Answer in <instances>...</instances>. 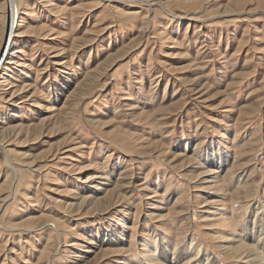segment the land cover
I'll use <instances>...</instances> for the list:
<instances>
[{
  "label": "rangeland",
  "instance_id": "rangeland-1",
  "mask_svg": "<svg viewBox=\"0 0 264 264\" xmlns=\"http://www.w3.org/2000/svg\"><path fill=\"white\" fill-rule=\"evenodd\" d=\"M14 1L0 264H240L264 225V0Z\"/></svg>",
  "mask_w": 264,
  "mask_h": 264
},
{
  "label": "bare ground",
  "instance_id": "bare-ground-1",
  "mask_svg": "<svg viewBox=\"0 0 264 264\" xmlns=\"http://www.w3.org/2000/svg\"><path fill=\"white\" fill-rule=\"evenodd\" d=\"M14 2H15L14 0H9V3H10L8 5L9 11H8L7 22H6L7 24L5 26L6 27V40L7 39L8 40L5 46L3 47V49L0 51V70L5 68L4 65L13 63L15 54L21 53L20 49L13 47L15 46L14 45L15 41H13V38L15 36V26H17L16 25L17 9L15 7ZM23 66L27 67L26 64ZM6 81L4 80L3 82L4 86H6L4 91L8 93V95L11 98L14 96L15 92H17L19 88L15 84L14 85L11 84V82L6 83ZM10 89H13V90L8 92V90ZM234 238L232 239H234L233 242L236 245L233 247H230V246L229 247L231 250H234L235 252H237V254L240 253L239 254L241 256L240 264H264V225L261 224L260 220H258L257 222L255 221L252 224L251 232L250 230H248V233L242 232L237 238L236 237ZM161 251L162 252L160 253V255L162 256V259L164 260V262H159V263L179 264V260L181 256L179 255L174 256V252H173L172 258L169 259L166 252H164L165 250L162 249ZM77 257H80V256L77 255ZM205 264H215V263L212 261H209V259L206 258Z\"/></svg>",
  "mask_w": 264,
  "mask_h": 264
}]
</instances>
